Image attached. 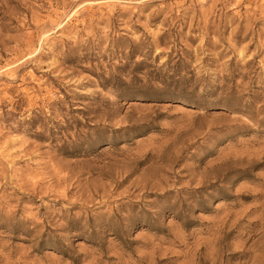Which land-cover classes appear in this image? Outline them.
Listing matches in <instances>:
<instances>
[{"label":"rangeland","instance_id":"obj_1","mask_svg":"<svg viewBox=\"0 0 264 264\" xmlns=\"http://www.w3.org/2000/svg\"><path fill=\"white\" fill-rule=\"evenodd\" d=\"M0 264H264V0H0Z\"/></svg>","mask_w":264,"mask_h":264}]
</instances>
